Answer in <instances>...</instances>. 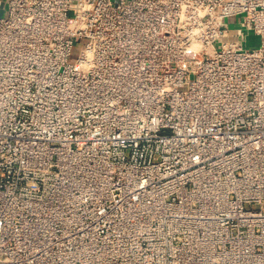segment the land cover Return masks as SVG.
Segmentation results:
<instances>
[{
    "label": "built area",
    "instance_id": "built-area-1",
    "mask_svg": "<svg viewBox=\"0 0 264 264\" xmlns=\"http://www.w3.org/2000/svg\"><path fill=\"white\" fill-rule=\"evenodd\" d=\"M47 245L264 264V0H0V264Z\"/></svg>",
    "mask_w": 264,
    "mask_h": 264
},
{
    "label": "rangeland",
    "instance_id": "rangeland-1",
    "mask_svg": "<svg viewBox=\"0 0 264 264\" xmlns=\"http://www.w3.org/2000/svg\"><path fill=\"white\" fill-rule=\"evenodd\" d=\"M79 0H71L72 13L76 14L78 12ZM238 20V18H236ZM259 45V37L252 32L247 35V42L245 44L246 48H255ZM71 60H74L72 58ZM72 248H66L65 254H69ZM63 248L56 247L51 248L47 245V264H66L67 262L62 259ZM63 261V262H62Z\"/></svg>",
    "mask_w": 264,
    "mask_h": 264
}]
</instances>
